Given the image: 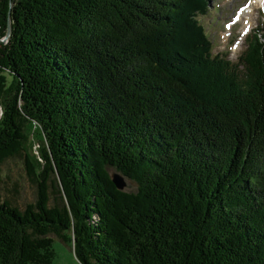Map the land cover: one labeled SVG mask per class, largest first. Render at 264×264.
<instances>
[{
    "label": "trees",
    "instance_id": "trees-1",
    "mask_svg": "<svg viewBox=\"0 0 264 264\" xmlns=\"http://www.w3.org/2000/svg\"><path fill=\"white\" fill-rule=\"evenodd\" d=\"M209 2L0 0V187L11 157L36 185L0 195V264H52L49 234L79 264H264V41L212 54Z\"/></svg>",
    "mask_w": 264,
    "mask_h": 264
},
{
    "label": "rangeland",
    "instance_id": "rangeland-1",
    "mask_svg": "<svg viewBox=\"0 0 264 264\" xmlns=\"http://www.w3.org/2000/svg\"><path fill=\"white\" fill-rule=\"evenodd\" d=\"M249 1L210 0L207 12L197 17L211 41L213 54L223 53L227 59L235 61L237 55L245 48L246 36L260 34L261 41L264 40V6L256 4L258 2L255 0H253L254 5H251ZM248 4L247 14L238 16ZM26 134L25 151L36 159L41 139L37 125L30 123ZM114 172L112 168L108 169L109 175ZM1 179L0 195L2 198H9L20 209L34 200L36 185L29 180L22 157H11L4 161ZM122 180L125 191H135L132 181L125 177H122ZM14 184L15 192L12 188ZM49 236L52 239V264H79L68 244L53 234Z\"/></svg>",
    "mask_w": 264,
    "mask_h": 264
},
{
    "label": "water",
    "instance_id": "water-1",
    "mask_svg": "<svg viewBox=\"0 0 264 264\" xmlns=\"http://www.w3.org/2000/svg\"><path fill=\"white\" fill-rule=\"evenodd\" d=\"M9 30H10V26H9V22H7L5 34L0 39L1 42H4V41H6L8 39V37H9ZM0 113H1V111H0ZM110 178H111L112 184L116 187V189H118V190L123 189L124 182L122 180V176L119 173H117V172L112 173L110 175Z\"/></svg>",
    "mask_w": 264,
    "mask_h": 264
},
{
    "label": "bare ground",
    "instance_id": "bare-ground-1",
    "mask_svg": "<svg viewBox=\"0 0 264 264\" xmlns=\"http://www.w3.org/2000/svg\"><path fill=\"white\" fill-rule=\"evenodd\" d=\"M255 1H257L258 3H256V4H261V6H264V0H255ZM249 4H251V5H254L253 4V0H250L249 1ZM249 4L245 7V9H242L241 11H242V13H240V14H242V15H244L245 16V14H247V10L249 9L248 7H249ZM246 25H248V24H246Z\"/></svg>",
    "mask_w": 264,
    "mask_h": 264
}]
</instances>
